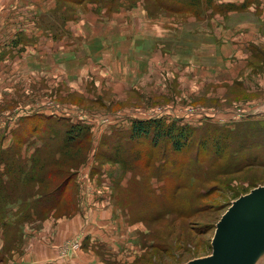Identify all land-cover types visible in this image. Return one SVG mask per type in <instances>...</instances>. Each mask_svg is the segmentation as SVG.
Segmentation results:
<instances>
[{"label": "rangeland", "instance_id": "374dc122", "mask_svg": "<svg viewBox=\"0 0 264 264\" xmlns=\"http://www.w3.org/2000/svg\"><path fill=\"white\" fill-rule=\"evenodd\" d=\"M95 1L0 0V149L19 150L27 170L46 134L66 149L67 121L84 124L75 147L89 149L53 214L7 238L0 226V264L38 261L36 244L53 250L48 264H185L212 253L229 205L264 184L261 148L254 166L226 175L204 162L173 190L169 142L129 139L136 116L153 113L197 127L194 152L207 125L247 129L235 145L264 140V0ZM27 181L23 194L40 189Z\"/></svg>", "mask_w": 264, "mask_h": 264}, {"label": "trees", "instance_id": "16d2710c", "mask_svg": "<svg viewBox=\"0 0 264 264\" xmlns=\"http://www.w3.org/2000/svg\"><path fill=\"white\" fill-rule=\"evenodd\" d=\"M112 2H115V0L95 1L100 7L103 5L109 10H112ZM176 2L188 3L190 6L199 5V3L188 2L187 0H176ZM117 3L123 4L120 0ZM158 4L163 6L162 3ZM128 6L131 8L133 5L130 4ZM165 7L170 10H181L179 6L174 4L172 6L165 5ZM47 119V128L52 127L50 123L59 125L60 122H63L61 119L56 122H52L51 118ZM67 124L70 126H68V129L65 131V138L62 141L65 143V146H67L66 149L63 152L52 150L55 145L54 143L52 144L49 134H46L43 137L41 146L34 148V155L31 158V163L27 165V170L23 166H18L22 162L19 150L12 147L9 149H0V199H3L1 195L4 191L10 190V192H13V194H11L12 197L9 195L8 202L4 200L3 203L0 204V226L5 230L6 238L8 227L10 230H14L19 224L23 225L29 221L42 220L53 214L55 212L53 210L59 206L58 204L64 197L67 183L74 175V172L85 163L89 151L88 144L87 147H81L80 149L75 147V145L84 142L88 137L87 134L83 132L85 126L82 123L72 124L68 121ZM39 128L40 127L35 126L34 130L36 131ZM197 131V127L180 124L177 120H173L169 125H166L163 119L136 118L131 123L129 139L135 143L149 140L152 149L157 147L162 148L165 141L169 142L167 144L172 146V154H174L173 160L171 161L173 165V178L169 182L173 190L184 186L181 179L183 174L187 179H197L194 174H197L202 169L199 167L200 164L204 162L212 163L214 167L212 165L210 166L215 169L222 166V173L227 175L242 171L246 167L254 166L260 161L259 150L261 148L264 149V140L261 141L259 138L248 144L244 141H240L239 144L235 145V141L239 135L248 134V130L245 128L238 127L236 129H231L221 127L220 125H207L205 127L206 132L199 140L196 152H194L193 150L195 148L192 146V143ZM259 134L262 136L263 130ZM106 139L108 138L103 140L104 145L108 144ZM34 143L35 142H30L29 147L34 146ZM119 149L120 145L116 151ZM55 154L59 157H55ZM137 155L140 156L141 153L138 152ZM114 158L115 160L121 161L119 157ZM188 159H192L193 161ZM3 162H5L6 165L4 175L1 173V169L3 168L1 165ZM185 168L187 169L183 171ZM36 171L39 173L36 174ZM188 173L192 175H188ZM9 174L13 175L7 181L3 177L6 176L7 179ZM23 175L26 177H22ZM22 178L23 180L34 182L36 186H40V189H33L27 195L23 194L22 191L25 187L22 188L20 185ZM219 180L223 181V179ZM28 181L25 182L27 189H29L27 185L30 187L32 186ZM51 186L54 188L50 189ZM22 199L30 203L22 205L21 207L15 206L17 204L19 205ZM78 209L79 206H75L73 211L77 212ZM13 225H17L16 228H14Z\"/></svg>", "mask_w": 264, "mask_h": 264}, {"label": "water", "instance_id": "95a60500", "mask_svg": "<svg viewBox=\"0 0 264 264\" xmlns=\"http://www.w3.org/2000/svg\"><path fill=\"white\" fill-rule=\"evenodd\" d=\"M212 253L185 264H264V184L233 200L218 220Z\"/></svg>", "mask_w": 264, "mask_h": 264}, {"label": "crops", "instance_id": "0c3cea01", "mask_svg": "<svg viewBox=\"0 0 264 264\" xmlns=\"http://www.w3.org/2000/svg\"><path fill=\"white\" fill-rule=\"evenodd\" d=\"M244 1V0H243ZM262 106H264V105H262ZM260 107V106H259ZM158 116V115H157ZM156 116V114H150V113H148V114H140V115H137L136 117L137 118H141V119H145V118H155V117H157ZM82 212H81V214L78 216V218H82ZM76 242V241H75ZM79 245H81V237L79 238ZM31 248L32 247H30L29 248V252H30V250H31ZM36 248H38V253H37V255H40L39 257V259H38V261H34V262H27L26 263V261H29L30 259H31V257L32 256H29L28 255V260L26 259V257H25V255H24V257H22L21 259H20V262L18 263V264H48L49 262H53L54 260H56V259H50L51 258V256H52V254H51V252H53V250L51 249H49V248H45V247H42V245H41V247L39 248V246L36 244ZM40 249H41V251H40ZM42 250H43V256H42ZM28 252V253H29ZM24 262V263H23ZM60 262H62V261H60ZM56 263H58V260L56 261Z\"/></svg>", "mask_w": 264, "mask_h": 264}]
</instances>
